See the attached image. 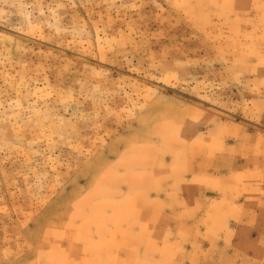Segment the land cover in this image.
I'll return each instance as SVG.
<instances>
[{"label":"rangeland","instance_id":"rangeland-1","mask_svg":"<svg viewBox=\"0 0 264 264\" xmlns=\"http://www.w3.org/2000/svg\"><path fill=\"white\" fill-rule=\"evenodd\" d=\"M0 264H264V0H0Z\"/></svg>","mask_w":264,"mask_h":264}]
</instances>
